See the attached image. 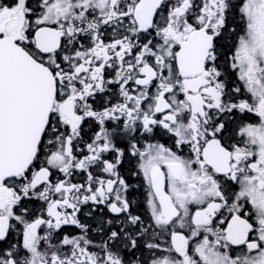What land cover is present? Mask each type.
I'll use <instances>...</instances> for the list:
<instances>
[{"label":"snow or ice","instance_id":"obj_1","mask_svg":"<svg viewBox=\"0 0 264 264\" xmlns=\"http://www.w3.org/2000/svg\"><path fill=\"white\" fill-rule=\"evenodd\" d=\"M0 264H264V0H0Z\"/></svg>","mask_w":264,"mask_h":264}]
</instances>
